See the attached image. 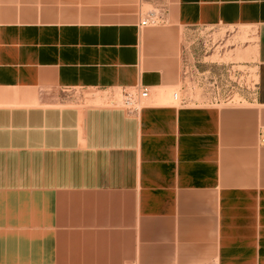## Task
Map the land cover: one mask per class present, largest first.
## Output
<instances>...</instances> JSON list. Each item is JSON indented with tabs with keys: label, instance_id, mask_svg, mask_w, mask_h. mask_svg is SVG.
I'll use <instances>...</instances> for the list:
<instances>
[{
	"label": "crops",
	"instance_id": "obj_1",
	"mask_svg": "<svg viewBox=\"0 0 264 264\" xmlns=\"http://www.w3.org/2000/svg\"><path fill=\"white\" fill-rule=\"evenodd\" d=\"M197 28L245 103L173 101ZM0 264H264V0H0Z\"/></svg>",
	"mask_w": 264,
	"mask_h": 264
},
{
	"label": "rangeland",
	"instance_id": "obj_2",
	"mask_svg": "<svg viewBox=\"0 0 264 264\" xmlns=\"http://www.w3.org/2000/svg\"><path fill=\"white\" fill-rule=\"evenodd\" d=\"M219 35L217 29L210 31L197 28L184 32L181 53L183 78L179 90L183 97L196 104L212 105L231 101L243 104L247 97H253L254 72L239 65L217 63L221 62L220 58L211 57L218 56L222 51L217 42ZM214 80L218 82V91L221 92L219 103L215 99L217 94L213 87ZM225 86H231L229 91ZM94 93L71 89L60 90L55 96L61 102L72 104L91 98Z\"/></svg>",
	"mask_w": 264,
	"mask_h": 264
},
{
	"label": "built area",
	"instance_id": "obj_3",
	"mask_svg": "<svg viewBox=\"0 0 264 264\" xmlns=\"http://www.w3.org/2000/svg\"><path fill=\"white\" fill-rule=\"evenodd\" d=\"M154 13H149V16L144 18L141 22V26H149L154 24ZM218 82L214 80L213 87L216 90L217 102L220 101V94ZM228 90L231 86H225ZM256 85L255 81L253 83V95L256 94ZM229 91V90H228ZM150 98V89L147 86H137L134 88L124 89L118 94H111L108 99L109 102L116 108H119L125 111L128 115L138 114L141 109L145 106L146 101ZM173 101L178 105H185L187 103V99L182 96L181 91H177L173 94ZM233 102V101H231Z\"/></svg>",
	"mask_w": 264,
	"mask_h": 264
}]
</instances>
